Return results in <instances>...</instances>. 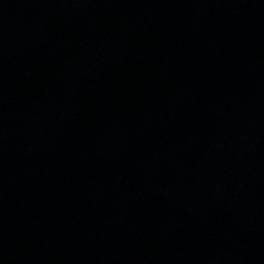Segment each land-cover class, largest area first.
Here are the masks:
<instances>
[{
    "label": "water",
    "instance_id": "water-1",
    "mask_svg": "<svg viewBox=\"0 0 264 264\" xmlns=\"http://www.w3.org/2000/svg\"><path fill=\"white\" fill-rule=\"evenodd\" d=\"M0 264H264V0H0Z\"/></svg>",
    "mask_w": 264,
    "mask_h": 264
}]
</instances>
